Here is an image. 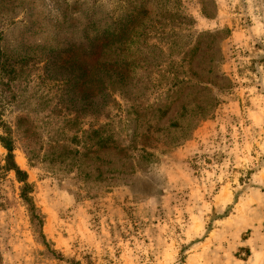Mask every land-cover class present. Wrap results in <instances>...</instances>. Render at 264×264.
Returning a JSON list of instances; mask_svg holds the SVG:
<instances>
[{
    "label": "rangeland",
    "instance_id": "1",
    "mask_svg": "<svg viewBox=\"0 0 264 264\" xmlns=\"http://www.w3.org/2000/svg\"><path fill=\"white\" fill-rule=\"evenodd\" d=\"M142 1L180 81L85 48L136 0H0V264H264V0Z\"/></svg>",
    "mask_w": 264,
    "mask_h": 264
},
{
    "label": "trees",
    "instance_id": "2",
    "mask_svg": "<svg viewBox=\"0 0 264 264\" xmlns=\"http://www.w3.org/2000/svg\"><path fill=\"white\" fill-rule=\"evenodd\" d=\"M138 1V4L132 8V11L130 13V19L128 20V23L123 26V29H120V25L117 22H113L112 20L106 24V26L101 30L99 29L98 35L94 34L91 38H89L87 42V47L85 48L89 50L91 54L96 53L98 50L99 54V60H100V67H115L118 66L120 62H118V57L121 56V54L124 55V53L134 51V52H147L150 48L158 53V54H165L168 55L169 58H171L170 65L168 64L167 67H171L170 70H167L168 74H171V77L169 76L170 82L173 81L177 82L180 81V79L177 78V74L179 73L178 69L182 67L183 63L186 60L187 53H189L188 45L184 44H177L176 39L178 38L177 30L175 27L172 26V24H169L164 19L163 22L157 21L156 19L154 21H151L149 23H143L141 20H136L137 17H141L145 15L146 12L145 4L142 0H136ZM169 1V0H167ZM160 11L159 13H161ZM164 14H171L170 8L168 6L164 7ZM155 39V43L152 42V40ZM127 44V46H125ZM130 44H133V47H130ZM80 46V45H79ZM77 46L78 48H81ZM83 48V45H81ZM196 50V47H193L190 49L192 53ZM69 52V50H67ZM0 53V57H1ZM87 55V54H86ZM174 55H176L174 57ZM178 55H180V58H178ZM71 57V55H69ZM70 57H67V59ZM177 57V58H176ZM4 61L7 62L3 63ZM0 64V71L4 67L9 68V71L7 73L12 74L14 72L15 65L13 62H9L7 59H5ZM189 63V61H188ZM155 67L159 66V62H154L152 64ZM161 67H159L160 69ZM195 74V72H191V75ZM182 81L185 83V81L182 79ZM97 134V131L94 132ZM0 142L1 145L7 150V155L5 157L6 159V170H13L15 173V176L19 182L25 181V172L21 171L19 168L15 166V164L12 162V145L10 144V141L5 136H0ZM109 136L104 138L103 144H109ZM110 145V144H109ZM27 188L29 186L24 182V185L22 187L21 196L25 201H29V198L27 196Z\"/></svg>",
    "mask_w": 264,
    "mask_h": 264
}]
</instances>
